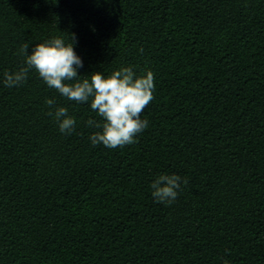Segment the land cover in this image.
<instances>
[{
    "label": "trees",
    "instance_id": "obj_1",
    "mask_svg": "<svg viewBox=\"0 0 264 264\" xmlns=\"http://www.w3.org/2000/svg\"><path fill=\"white\" fill-rule=\"evenodd\" d=\"M68 34L80 76L154 73L136 143L92 146L90 104L34 71L4 86L22 44ZM160 174L189 181L170 206ZM224 261L264 264V0H0V264Z\"/></svg>",
    "mask_w": 264,
    "mask_h": 264
},
{
    "label": "clouds",
    "instance_id": "obj_2",
    "mask_svg": "<svg viewBox=\"0 0 264 264\" xmlns=\"http://www.w3.org/2000/svg\"><path fill=\"white\" fill-rule=\"evenodd\" d=\"M68 38L66 42L63 36L53 37L31 47L30 52L29 44H22L18 54L24 58L23 66L16 71L4 72V86H23L34 71L48 88L68 101L90 104L91 111L100 118L85 122L87 127L100 129L89 137L92 146L116 149L136 143L135 137L149 125L147 120L141 119V114L154 99V73L146 70L137 75L134 68L128 66L120 67L108 76L101 71L80 76L78 70L83 67V62L74 51L75 34H68ZM139 51L142 53L143 49ZM45 104L61 134L70 135L76 120L69 115L68 109L55 107L54 99H46ZM188 183L187 178L176 174H160L150 185L151 195L155 202L170 206L176 201L182 185Z\"/></svg>",
    "mask_w": 264,
    "mask_h": 264
}]
</instances>
